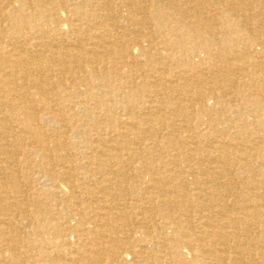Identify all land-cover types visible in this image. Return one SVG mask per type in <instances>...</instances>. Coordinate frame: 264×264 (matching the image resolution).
I'll return each instance as SVG.
<instances>
[{
	"label": "bare ground",
	"instance_id": "1",
	"mask_svg": "<svg viewBox=\"0 0 264 264\" xmlns=\"http://www.w3.org/2000/svg\"><path fill=\"white\" fill-rule=\"evenodd\" d=\"M0 264H264V0H0Z\"/></svg>",
	"mask_w": 264,
	"mask_h": 264
}]
</instances>
